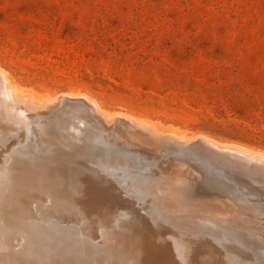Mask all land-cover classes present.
Returning <instances> with one entry per match:
<instances>
[{
    "label": "rangeland",
    "instance_id": "rangeland-1",
    "mask_svg": "<svg viewBox=\"0 0 264 264\" xmlns=\"http://www.w3.org/2000/svg\"><path fill=\"white\" fill-rule=\"evenodd\" d=\"M0 69L35 101L85 95L155 128L156 141L133 134L117 145L54 104L29 111L36 129L10 152L0 127V207L15 222L39 221L45 264H264L262 226H209L233 203L202 169L181 162L176 208L166 166L126 163L141 151L133 144L158 152L174 133L264 152V0H0ZM19 163L35 168L26 185Z\"/></svg>",
    "mask_w": 264,
    "mask_h": 264
},
{
    "label": "bare ground",
    "instance_id": "bare-ground-1",
    "mask_svg": "<svg viewBox=\"0 0 264 264\" xmlns=\"http://www.w3.org/2000/svg\"><path fill=\"white\" fill-rule=\"evenodd\" d=\"M22 94H23L22 92L18 91L16 89V87L9 82L8 78L4 74V71H2L0 69V127L3 129V131L5 133H8V134L12 135V138L9 137V138H11V143H12L11 146L8 147V150L7 149H2L3 152L5 150L12 152L13 150H15V149H17V148L25 145V143L28 141L27 138L33 134L31 129H33V127L35 128V126H33L31 128L28 124L25 123V121L29 119V114L31 113V112L29 113V111H31L32 108L33 109H39V111H40V109H41L42 106H43L44 110H45V108H48V107H50V109H51L54 104H55L54 106H59V108H57V109L59 111L61 110L63 113L64 112H68V110L71 109V111H74L76 113L78 112L77 115L80 114V112H81L82 115L84 114L83 116H85L88 120L92 121V123H94V125H96L97 128L99 127L97 130H98V132H99V134L101 136H104L102 138H104L107 142H110V143L113 142V141H116V139H122L123 140L124 138L125 139L128 138L132 142V140H134V138H132V137H134L133 134H135V135L136 134H140L142 136V135H144V132L145 131H149V128L150 127L152 128V130H151L150 133L155 132V128H154L153 125H150V124L144 123L142 121H139L136 118H133L131 116H127V115L120 114V113L108 114L107 112H105L104 110H102L97 105V103H95L92 99H90L89 97H87L85 95H76L78 97V99L81 98L80 101H78V102L77 101L72 102V100L70 101V98L67 99L70 96L72 97L71 94H70V96L69 95H66V94H60L57 97L52 98V99H46L44 101H35L34 98L31 95H29V94L26 93L28 96L26 94H23V95L27 96V97H24L23 98V101L25 102L24 103V102H20L19 101V100H21V97H23ZM55 113L56 112H54V114ZM68 114H70V113L68 112ZM73 114H75V113H73ZM50 116H48L49 119H50ZM72 116L73 115H71V117ZM85 117H83V118H85ZM65 119H70V118H65ZM87 119L85 120V122L87 121ZM82 124L84 125V123H82ZM87 128H88V126H87ZM38 130L36 132H38ZM156 131H157V129H156ZM29 132L32 133V134L29 135ZM33 132H34V130H33ZM158 132H160V131H158ZM162 132H163V135H164V131H162ZM58 134H59V132H58ZM174 134H176L175 137H177L179 139V142H181V143H189V142H193V141H203L205 143L212 144V145H214L216 147H219L221 149H227V150L236 152L238 154H242V155L248 156V157H250V158H252V159H254L256 161L264 162V152H261V151H255V150L249 149L247 147L239 146V145H236V144H228V143L219 142V141H217L215 139H212V138H209V137H206V136H203V135H196V136H191V137H185V136H183L181 134H178V133H174ZM167 135H169V134H167ZM3 137L5 139H7L5 136H3ZM137 138H139V136ZM142 138H144V141H145V137H142ZM5 139H4V141H5ZM162 139H164V138H161L160 140H162ZM142 140L140 142H142ZM2 142H3V140H2ZM128 142L127 143L125 142V143L128 144ZM159 142H161V141H159ZM162 142H164V140H162ZM143 143L144 142H142L141 144H139V142H138L136 145L134 144L133 149L134 148L136 149V146H137V148L139 150H141L140 152H144V153H148V154H154V155L157 154L156 151L148 150L145 147V145L147 146L148 143L147 144H144V145H143ZM2 144H5V143L3 142ZM17 144H19V145H17ZM114 144H117V143H114ZM126 144H123V145H126ZM150 144L152 145V143H150ZM159 144H161V143H159ZM9 145H10V143H9ZM12 145H13V147H12ZM117 145H114V147L115 146L117 147ZM123 145H121V146H123ZM142 145L145 148L142 147ZM173 145H175V144H173ZM55 146H56V144H55ZM127 146L128 145H126V147ZM156 146H157V144H156ZM2 147H4V146H2ZM140 147H142V148H140ZM60 148H62V147L60 146ZM113 149H115V148H113ZM128 149L130 150V146H129ZM149 149H151V148H149ZM131 151H132V149H131ZM117 152H116V154H119L120 153V152L119 153H117ZM121 153H123V152H121ZM125 154H126V152H125ZM130 154H128V155H130ZM5 155H4V157H5ZM2 156H3V154H2ZM120 156H122V154H120ZM125 156H127V154ZM128 158H129V156H128ZM7 159H8V157H7ZM4 161H8V160L5 159ZM19 167L22 169V175L21 176L19 175V177L22 180V182H24L23 185H26V184L30 183L32 177H34V174L36 173L35 172V168L32 167V166H30V165L23 164V163H19ZM192 168L190 166V169H192ZM153 169H154V167H153ZM165 170L168 173L167 174V182H166V184H167L166 191L168 190V195L167 196H168V198L170 200H172L174 202V204L172 202L171 205H169V204L168 205L169 206H172V205L174 206L175 205V207H176V205H180V203L182 202V200H180V197L182 195L181 194V189H182L183 183H182L181 177L179 176V174H181L180 173L181 172V166H180V164H173V165L168 164V165H166ZM14 171L16 172V170H14ZM161 171H162V169H161ZM185 171H187V170H185ZM194 171H195V169H194ZM192 172H193V170H192ZM17 173L19 174L20 172H17ZM157 173H158V176H159L160 168H159V172L157 170L156 174ZM183 173H184V171H183ZM153 175H154V173H153ZM164 175H166V174H164ZM200 177H201V175L199 176V178ZM3 180H4V178H3ZM189 182H191V180ZM211 183H213V182H211ZM183 187H185V186H183ZM152 189H154V188H152ZM155 190H157V188H155ZM155 190H153L154 193H155ZM164 191H165V188H164ZM164 191H162V192H164ZM190 191H193V190H190ZM166 193H165V195H166ZM220 193H221V191H220ZM13 194H15V193H13ZM155 194L158 195V192H156ZM159 196H161V193H160ZM159 196H158V199H159ZM4 198H6V197H4ZM161 198H164V197L161 196ZM7 199L8 198H6V200ZM184 199H186V198L184 197ZM223 199H224V197H223ZM164 201H162V202H164ZM170 202L171 201H169L167 203H170ZM162 204H164V203H162ZM158 205L161 206L160 204H158ZM229 205H231V203ZM210 206L213 207L212 204H210ZM232 206H231L232 209H230V210H222L221 206L219 207V209H215V211L213 210L214 212H217V214H219V215L213 214V215H215V217L213 216V219L212 220H213V222H214L215 225H213L211 223V225H209V226H215L216 228L217 227H220V228H225V229H227V228H229V227L232 226V227H237V228L239 227V228L248 229V230H249V228H252L254 226L255 227L257 226L256 228L259 229V230H261L259 227L262 226V229H264L263 228L264 227V222H261L258 219H255V218H253L251 216H248V215L242 213L240 210H236V211H234L232 213L233 209H235ZM214 207H217V206L215 205ZM12 208H11V210H13ZM18 208H19V206H18ZM198 208H200V206H198ZM198 208L196 206L195 209L197 210ZM203 208H204V206L202 207V209H199V212H201V211L204 212V210H206V209H203ZM169 209H171V208H169ZM180 209L178 208V210H180ZM188 209L189 208H187V211L193 210V209H189V210ZM207 210H208V208H207ZM229 212H231V213H229ZM195 213H194V215H195ZM8 214L5 212V210L2 207H0V264H45L46 262H44V260H43L44 258H43V252H42L44 249L41 248V245H40L42 239H40L38 237V234H39L38 233V231H39V221H33L32 224H30V223L29 224H26L25 222H15L14 219H12L13 217H10V216H12V213H10L11 215L9 214V216H8ZM201 214H199V215L201 216ZM207 214H210V213H206V211H205V215H207ZM200 216H199V218H200ZM208 217L210 218V216H208ZM171 218H174V219H182V220H184V219H186V220L193 219V218H190L189 219L188 216L185 213H183V214H180V213H178V214L171 213ZM202 220H203V218L201 219V221ZM194 222H195V220H194ZM202 223L205 224L204 220H203ZM208 224H210V223H208ZM258 225H259V227H258ZM217 229H219V228H217ZM225 229H221V231L222 230H225ZM228 230H225V231L227 232ZM225 231H222V233L225 232ZM237 232H239V231H237ZM241 232H244V231H241ZM241 234H243V233H241ZM261 236L262 237L264 236V232L261 233ZM235 237H238V236H235ZM109 238L110 237H108V239ZM112 238H114V237H112ZM242 239H243V237H242ZM242 239L240 238V240H242ZM38 240H39V242H38ZM101 242H102V240H101ZM110 242H112V241L110 240Z\"/></svg>",
    "mask_w": 264,
    "mask_h": 264
},
{
    "label": "water",
    "instance_id": "water-1",
    "mask_svg": "<svg viewBox=\"0 0 264 264\" xmlns=\"http://www.w3.org/2000/svg\"><path fill=\"white\" fill-rule=\"evenodd\" d=\"M136 136L141 139L145 137L156 140L148 131H145L142 136L140 134ZM174 143L175 145H170L168 148L161 147V151H156L155 155L132 152L126 163L132 161L147 170L157 165L164 168L171 160H176L180 165H182L181 162L191 163L205 172L206 179L221 186L225 192L224 195L238 210L264 221V162L203 141L189 143L174 141ZM146 179L148 178L145 177ZM182 183L185 184L184 179Z\"/></svg>",
    "mask_w": 264,
    "mask_h": 264
},
{
    "label": "trees",
    "instance_id": "trees-1",
    "mask_svg": "<svg viewBox=\"0 0 264 264\" xmlns=\"http://www.w3.org/2000/svg\"><path fill=\"white\" fill-rule=\"evenodd\" d=\"M264 145V144H263Z\"/></svg>",
    "mask_w": 264,
    "mask_h": 264
}]
</instances>
